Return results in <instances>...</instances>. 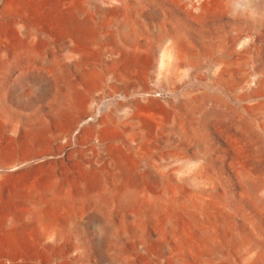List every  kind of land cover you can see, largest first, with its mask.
<instances>
[{
	"label": "rangeland",
	"instance_id": "rangeland-1",
	"mask_svg": "<svg viewBox=\"0 0 264 264\" xmlns=\"http://www.w3.org/2000/svg\"><path fill=\"white\" fill-rule=\"evenodd\" d=\"M52 1L0 0V70L7 71L0 86V264H249L253 256L264 257V226L256 223L252 207L237 202L231 213L226 210L229 182L213 165L214 155H222V141L217 133L219 143L211 139L215 131L209 114L214 104H228L247 121L254 117L251 102H239L233 94L254 87L264 75V0H209L202 6L197 0H128L124 12L110 20L93 13V28L81 42L84 56L102 71L114 43L106 36L120 25L131 41L152 49L151 59L143 70L135 65L124 84L103 72L89 109L67 125L55 119L52 109L64 100V88L43 98L38 86L27 83L21 88L16 83L21 72L42 71V61L64 65L68 41L44 8ZM170 46L182 61L178 68L163 58ZM27 57L36 64L20 62ZM64 66L66 79L73 80V72ZM134 105L172 110L177 131L156 134L157 149L137 151L115 121L103 120L110 112L122 117ZM39 122L44 133H29L27 129ZM63 131L68 139L60 141ZM90 150L95 155L123 151L133 160L141 198L135 208L119 200L104 202V191L95 204L82 207L57 204L44 192L62 185L67 189L88 176L105 178ZM150 178L160 179L164 188L176 182L189 190L190 200L165 202L168 195L161 188L151 190ZM30 188L38 189L32 201L46 212L40 230L9 221L30 209L25 200ZM258 216L264 225V216ZM227 217L239 224L243 248L232 247L222 234Z\"/></svg>",
	"mask_w": 264,
	"mask_h": 264
},
{
	"label": "bare ground",
	"instance_id": "bare-ground-1",
	"mask_svg": "<svg viewBox=\"0 0 264 264\" xmlns=\"http://www.w3.org/2000/svg\"><path fill=\"white\" fill-rule=\"evenodd\" d=\"M197 1L201 6L209 3V0ZM127 2L128 0H54L52 1V3L50 2L48 3L49 5L44 7L46 9L45 11L48 10L46 14L47 17H49L48 19L51 22L57 24L56 26L60 30L61 34L68 41V55L67 58L63 60V62L64 65L70 68L73 72L74 79H66L64 71L62 70L64 65L61 62L45 64V61H42V71L27 74L21 72L16 83L21 88L27 83L38 86L39 96L43 98L58 95V93L61 92L64 88V100L62 99L60 100V102L55 103V105L53 104L54 106L52 107L54 117L60 123L67 125L70 121L76 118L77 114L84 113L89 109L94 97L100 90L103 72L106 71V73L111 75L112 78H114L117 82H119L120 84H124V81L129 79V76L135 65H138L139 69L143 70L147 63L150 61V52L152 51V49L150 50L146 44H136L131 41L126 36L125 27L123 25L118 26L115 30L110 32L108 36H106L109 41L114 43L113 45L111 44L113 48L109 51L111 56L106 64V67L104 69L105 71H102V69H100L98 65L94 64L89 58L84 56V50L82 48L83 42H81V40L85 39L88 34L87 31L93 28V22L95 20V14L93 16V13L99 15L101 19L110 20L121 11L124 12L123 9L126 7V4H128ZM26 29L29 28L27 27ZM56 34L58 35V33ZM61 41L63 42V40ZM164 57L167 58L171 68H178L181 65L182 61H180V57L177 54L173 53V49L171 46L167 47L166 53H164L163 58ZM20 62H25L30 66L36 64L35 60L29 57L24 58L23 61ZM31 74H35V77ZM6 75L7 71L2 68L0 70V86H2V82L5 80ZM240 81L242 80L240 79ZM254 85V87L246 85L247 87H245L242 91H235L233 94V97L239 102H242L243 100L251 102L250 107H252V109L255 111V114L253 118L250 117L251 119L249 121H247V119L242 115L240 111L236 110L235 107L233 108L232 105L230 106L228 104L223 108H220L217 106V104H214L211 107L209 114L213 124L212 130L215 131V135H213L211 139L215 145L218 144L219 139L217 134H220V140L222 141L219 144V149L222 152V155H214L213 165L215 169H220L223 172L226 180H228L229 182L227 192L230 196L227 197L226 210L227 212L231 213L234 206L237 205V202H240L242 205H244V208L249 205L252 207H250L252 209L250 210V212H255L253 213V215L257 220L256 223L264 226L260 221L261 217L258 216L259 213L264 216V98H260L264 96V75L258 76V79ZM214 95L215 97L217 96L216 94ZM220 99H222V97ZM218 100L219 97L217 101ZM179 104L182 108H184V103ZM243 109L246 108L243 107ZM38 112L41 113L40 111ZM49 117L51 116H48V118ZM103 120L106 122L115 121L123 130V133L125 134L127 139L130 142L136 144L135 148L137 151L157 149L159 146L153 144V139L155 138L156 134L166 133L168 131H177V124H175L172 120V110L161 105L155 107H151L149 105H134L128 111H126L122 117H118L114 112H110L106 115V117H104ZM168 123L170 124L169 127L167 126ZM27 130L29 133L32 132L33 134H42L45 131L43 125L40 124V122L35 123L34 126L29 127V129ZM58 138L60 141L67 140L68 132H61ZM167 143L172 145L173 139L169 138L167 140ZM106 152L103 151L100 155H95L92 150H90L89 152V155L94 158V161H96L97 164L103 166L105 178L88 176L85 181L74 186H70L67 189H62V185L61 188L58 186L52 188L47 187V189L44 188V192H46L47 194L50 193L54 197L57 204H70L73 207H79L82 204H95V200L99 196L98 194L101 191H104L106 195V199H103L104 202H109V200H119L129 207L135 208L138 202H140L141 198L139 197L140 186L138 185V179L134 177L132 169L133 160L128 157L127 154H125V152L123 151L117 155H107ZM1 158L2 157L0 155V162H2ZM149 181L152 183V185L150 186L151 190H159L161 188L164 194L168 195V197H166L164 201L168 202L171 205H178L183 201L187 202L190 200L188 199L189 190L187 191L185 187L179 186L178 184H176V182H171V184L167 185L164 188L160 184V179L150 178ZM38 193V189L36 190L35 188L34 190H31L30 188V191L25 194V200L27 201V206H29L30 209H27L28 211L22 213V216L18 215L20 218L9 219L10 223L12 222L16 224L18 222H21L24 224V228L32 230H40L43 227L42 225L45 221L43 216L46 212L44 211V208L41 207V205L32 201L34 200L33 198L35 197V195ZM245 199L248 202L245 201ZM106 209L107 208H105V211H107ZM96 215H98L99 217V214L96 213ZM103 216L105 215L103 214ZM228 218L229 217H227V219ZM53 225L54 224H51L50 226ZM16 226L13 228L15 229ZM57 227L58 225L56 226V228ZM107 230L110 232L113 230V228L109 227ZM54 231H56V229ZM221 231L222 234L227 237L232 247L243 248L244 236L241 230L239 231V224L236 223L235 219H228ZM100 246L101 244H99V247ZM248 261L249 264H264V257L262 255H257L249 258Z\"/></svg>",
	"mask_w": 264,
	"mask_h": 264
}]
</instances>
